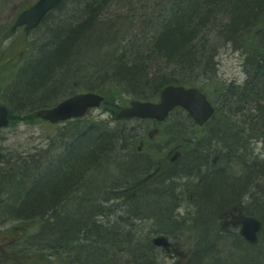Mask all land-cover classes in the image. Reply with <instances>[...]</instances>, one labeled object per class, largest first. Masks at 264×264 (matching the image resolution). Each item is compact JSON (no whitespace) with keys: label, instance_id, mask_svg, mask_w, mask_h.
I'll return each mask as SVG.
<instances>
[{"label":"bare ground","instance_id":"1","mask_svg":"<svg viewBox=\"0 0 264 264\" xmlns=\"http://www.w3.org/2000/svg\"><path fill=\"white\" fill-rule=\"evenodd\" d=\"M120 1L127 7L132 30L119 40L120 48L102 51L98 57L93 50L75 44L67 58L58 61L54 75L48 73L52 81L47 89L40 88L26 109L40 110L77 94H98L113 105L120 91L158 95L160 102L163 91L169 88H194L206 97L207 93L215 94L220 107L204 125L178 114L171 135L176 142L157 150L145 148L139 135L125 128V121L130 120L119 117L124 108L107 106L110 120H72L74 128L55 144L36 148L22 160H8L0 177V240L2 236L13 239L15 250L11 255L15 259L3 264H213L225 258H231L229 264H264V154L263 150L254 151L257 144L252 146L244 131L238 129L264 131V98L249 107L241 102L250 95L240 93L239 100L229 99L223 89L256 83L254 76L264 65V3L259 10L240 17L230 14L260 0ZM198 4V12L205 14L200 23L210 20L209 25H184L186 33L195 34L196 39L180 44L183 40L173 30L191 5ZM87 19L74 23L66 17L48 23L37 39L34 64L56 60L64 52L63 47L51 46L47 32L64 34L68 42L70 36L61 26L66 25L70 32L78 27L85 30ZM133 25L141 29L135 33L141 44L136 53ZM152 25L154 34L148 30ZM256 38L262 45L252 44ZM231 50L242 55L243 78L231 83L216 76L209 79L217 75L222 54ZM257 64L259 68L254 70ZM25 65L27 62L13 84ZM124 65L142 71L126 81L138 86L147 73L146 79L153 85L147 84L143 92L128 89L121 80ZM142 82L146 83L144 78ZM188 83H200L203 92ZM79 88L83 91L78 92ZM260 95L264 97V90ZM204 128L208 132L201 133ZM234 154L236 160L232 161ZM129 162L137 163V167L126 170ZM233 162L237 172L230 167ZM110 167L114 171L108 176ZM140 169H146L148 176L138 177ZM215 176L221 182L218 191L227 183L238 186V193L230 195L226 191L219 196V203H213L209 186ZM188 180L196 182L187 186ZM157 181L172 187L164 190ZM182 186L185 191L180 189L177 194ZM242 216L261 223L257 240L240 234L238 219ZM230 218L235 219L233 226H223ZM7 225L11 230L2 228ZM22 231L28 233L26 242L16 248ZM180 236L186 237L185 248L174 242Z\"/></svg>","mask_w":264,"mask_h":264},{"label":"rangeland","instance_id":"2","mask_svg":"<svg viewBox=\"0 0 264 264\" xmlns=\"http://www.w3.org/2000/svg\"><path fill=\"white\" fill-rule=\"evenodd\" d=\"M37 1L38 0H0V86L2 88L1 103L7 105L8 107H11L9 101V93L12 88H16L13 84V79L18 74L20 68H22L27 60L35 53L37 47V39L43 31V29H38L32 33H27L25 30H18L17 32L13 33L11 31V28L15 23L18 15L26 9L30 8ZM218 63L219 66L217 69L218 71L216 77H218L219 80L231 83L234 81L239 82V79L243 78V58L239 52H235L232 50L224 52L220 57ZM79 91H83L82 88H79L78 92ZM209 99L216 107H220L219 99L217 96H215V94L210 96ZM133 100H135V98L132 94H120L118 95V97H116V104H118L119 107L124 108L129 106ZM50 106L51 105L47 107ZM36 114L37 112L32 113V109H26L23 110V112L16 113V119H11L9 127L0 131V162H5L3 165L0 164V177H2L4 173V168L8 160L12 159L19 161L22 160V158L25 157L27 153L32 152L36 148L45 149L50 144H55L60 137L66 134L70 129L74 128L71 126L72 124H74V121L52 125L49 122L37 118ZM110 114L111 113H109V107L102 106L99 109L90 111L84 118L76 122L88 120L108 121L111 119ZM178 114L188 117L186 112L178 109L174 113H172L170 118L163 124H155L154 122L143 120H130L125 121L126 125L124 126L126 129L133 130L134 134L137 133L139 135L138 137L139 139H141L140 141H144L146 144L145 148L153 149V147H155L156 149L158 148L157 150H159L165 148V146L168 144H174L176 142L175 140H171V135L172 131L175 130V128H172V125L178 118ZM155 129H159L160 132L157 133V135H154L152 140H149L147 135L148 132H151ZM238 129L240 131H244L243 134H245L246 137L249 138L248 141L252 143V146L253 143L257 144V146H255L254 148V151L263 150L264 154V141L263 143H260L258 142L259 140L256 139L260 134L258 130L252 133L249 128ZM203 131L208 132V128H204L201 133H203ZM262 135L264 137V132L262 133ZM251 138L253 139L251 140ZM245 146L249 147L250 145L246 143ZM252 150L253 149L249 150V154L252 152ZM246 152L248 153V150ZM236 156L237 155L235 154L232 155V161H235L234 159L236 158L234 157ZM234 163L235 162H233L230 167L235 172H237V168H234ZM135 165L137 167V163H127L126 170L133 169ZM154 167H156V165H154ZM107 168L108 166L103 168L101 171L105 172ZM110 170L108 172V176H111V173H113L114 171V169H112L111 171ZM217 178L218 176H215V179L212 181V183H210L211 185L209 186V189L212 191L210 194L212 196L211 198L213 203H219L220 194L224 192L226 193L227 191L224 186L220 191H218V186L221 182L216 181ZM223 180L224 179H222L221 181ZM157 182L159 184V181ZM191 182L195 183L196 180H190L187 186H189ZM183 183L184 181H182L180 184ZM3 184L5 183L3 182ZM225 184L227 186V183ZM1 186L3 185L0 184V188ZM158 187L167 190L171 189L172 186L169 185V183L164 182V184H161V186ZM180 189L185 191V185L184 189L183 186L182 188L179 187V189H177V194H180ZM0 193H2L1 189ZM183 195L184 197H186V193H183ZM222 204L223 202L221 203V205ZM10 227L11 225H7L3 226L2 228L11 230ZM11 232L12 231H6V233ZM19 233L20 240L17 242L16 248L18 246L19 248L22 247V245L26 242V235L28 234L26 231H22ZM182 246L185 248L187 244H183ZM193 248H195V246H193ZM230 259L231 258H225L219 262H214L213 264H229Z\"/></svg>","mask_w":264,"mask_h":264},{"label":"trees","instance_id":"3","mask_svg":"<svg viewBox=\"0 0 264 264\" xmlns=\"http://www.w3.org/2000/svg\"><path fill=\"white\" fill-rule=\"evenodd\" d=\"M263 3L264 1L260 0L258 3L252 5L250 8H243L239 11L233 12L230 15L240 16V17L243 15H249L252 12H254L255 9L256 11L259 10ZM198 6L199 4L191 5L187 14L184 17H182L181 23H179V25L175 28V30H173L175 34L178 35V37H180L183 40L179 42L180 44L185 43L186 40H190L194 38L196 39L195 34L192 35L190 33H186L187 31L185 30L184 25L195 24L196 26L198 25V27L200 24L201 26L209 25L208 21L210 20H205L202 23H200L201 20L204 18L205 14L202 12H198ZM126 9L127 7H124L120 0H67L61 6H59L53 13H51L42 22L39 29L45 28L48 25V23L52 21H55V20L59 21L61 19H65L66 17L70 20V22H74V23L83 22L84 20H86V18H88L87 19L88 21L85 22V24H87V27L85 28V30L81 27H78V29H75L74 31L70 32L71 30H68L69 27H67L66 25L61 26L60 24L58 27L61 26V28L63 29V32L65 31V34H68L70 36L68 42H65L66 40L64 39L65 37L64 34H60L59 36L58 32H51V31L47 32L49 33L47 37H49V40H51V44H52L51 46L54 47L55 49L57 48L61 49V47H63L64 52H61L60 57L57 58L56 60L50 61L48 59L43 64H38V65L34 64V60L32 61L33 56L28 59L27 65H25V68L21 71V74L19 75L18 79L16 80L14 84L16 88H12V90L10 91L9 101H10L11 107H9V109H10L11 119H16V113L23 112V110H26V108L29 107L31 99L38 94L37 92L40 88L42 90L47 89L45 88V86L50 84V82L52 81L50 79H51V75L53 74L56 68V64L58 63V61H61L67 58L68 51L72 52V50L75 48L74 47L75 44H81L82 48L85 50L86 49L93 50L94 52H96V54L98 53L97 55L98 57L101 56L100 53L102 51L113 50L115 52V50L120 48L119 43L121 41L119 40L123 39L125 35H128V33L132 31L131 26H129L130 22H129L128 14L125 13ZM217 15H221V11L218 12ZM219 20H221V17L216 19V22ZM140 30L141 29L138 26L136 27L135 25H133V52L134 53H136L134 50L137 49L141 45L139 43L140 41H138L139 39H135L136 35L138 34ZM148 30L151 31V34H154L156 29L152 25L149 27ZM135 33L137 34L135 35ZM259 41H260V38H256L253 40L252 44L258 46ZM260 44L262 45V43ZM202 45L201 46L203 48H208L206 43L203 42ZM252 59L255 60V58H252ZM122 64H125V63L122 62ZM258 68H259V65L257 64V66L253 69L257 70ZM51 71H52V74L48 76V73ZM121 71H124L122 74L123 77H121V80H123L122 84L128 87V89L133 88V90H138L140 92L147 90V84H150L148 83L149 80L146 79L147 73L145 74V76L143 77L141 76V79H139L140 80L139 85L134 86L133 84H131L130 82L126 80L133 79V77H135V74L140 72L141 70L140 71L129 70L124 65V69ZM248 75L254 76V75H251L249 72H248ZM214 76L216 75L214 74L213 76H209L208 78L213 79ZM33 77H34V80H33ZM254 77L256 78L255 82L257 84L248 83L246 87H243V88L240 87L236 89H232L231 87L229 88L224 87L223 89L226 90L225 95H229L228 96L229 99L235 98L239 100L240 93H244L245 95L248 94L250 96L247 98V100L241 103L247 102L249 107L251 106L253 107V105L259 104L260 99L264 98L262 97V95H260L261 91L264 90V65L263 63H262V67L258 70V76H254ZM143 78L146 83L142 82ZM62 85L64 84L61 83L60 86ZM132 85L133 87H130ZM150 85H153V84H150ZM186 85L196 86L201 91L203 89V86H201L200 83L198 84L188 83ZM234 92H238V93L237 95L232 96ZM120 93L122 94L123 92L120 91ZM133 96L135 99H140L143 101H156L158 99L157 98L158 95L142 96V95L133 94ZM207 96L208 98H210L212 94L207 93ZM113 101H114V104L110 105L108 100H105L104 106L106 107L116 106L117 107L116 98ZM43 108H48V107L45 106V107H42V109ZM31 109H32V113H36L38 111V108H31ZM256 130L260 132L259 137H257L256 139H264L262 135L264 131H260L261 128H254L253 131L251 132L254 133ZM228 133L229 132L226 131V134ZM235 149H239V148L236 147ZM157 175H158V172L154 174V177H156ZM137 176L140 178L143 176L146 177L148 176V171L146 169L145 170L140 169L138 170ZM161 184H164V182L159 183L158 186H161ZM239 185L241 186V188L244 186L243 183ZM237 187L238 186L236 185H231V186L228 185L226 186V190L228 194L234 195V193L236 194L239 191V190H236ZM224 194H220V196Z\"/></svg>","mask_w":264,"mask_h":264},{"label":"water","instance_id":"4","mask_svg":"<svg viewBox=\"0 0 264 264\" xmlns=\"http://www.w3.org/2000/svg\"><path fill=\"white\" fill-rule=\"evenodd\" d=\"M65 1L39 0L18 17L13 31L23 26H26V30L29 32L36 29L49 13L56 10ZM161 98L162 100L158 103L133 101L130 107L120 113L119 117L164 122L175 108L180 107L186 110L195 122L204 125L215 114V109L207 97L194 88L191 90L169 88L163 91ZM103 101L104 97L98 94H77L54 108L40 110L37 117L52 124L78 119L84 117L89 110L100 107ZM8 125L9 111L6 107L0 106V130ZM242 217L241 220L238 219L242 226L240 234L245 239L257 240L256 234L262 228L261 223L253 217Z\"/></svg>","mask_w":264,"mask_h":264},{"label":"flooded vegetation","instance_id":"5","mask_svg":"<svg viewBox=\"0 0 264 264\" xmlns=\"http://www.w3.org/2000/svg\"><path fill=\"white\" fill-rule=\"evenodd\" d=\"M21 30H25V28H22ZM235 219L230 218V220H226L223 223V226H233L232 223H234ZM189 238V237H187ZM186 237H178L177 239H174V242L176 244H186L187 241H185ZM14 241L10 236H2V239L0 240V264H3L5 262L9 263L12 262L14 258V254L11 255L12 252H14ZM11 255V256H10Z\"/></svg>","mask_w":264,"mask_h":264}]
</instances>
